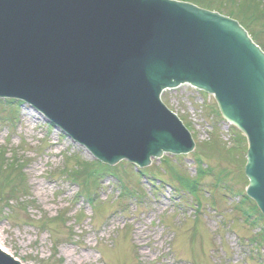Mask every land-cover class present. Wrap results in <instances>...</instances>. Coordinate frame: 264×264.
Listing matches in <instances>:
<instances>
[{
	"label": "water",
	"instance_id": "obj_1",
	"mask_svg": "<svg viewBox=\"0 0 264 264\" xmlns=\"http://www.w3.org/2000/svg\"><path fill=\"white\" fill-rule=\"evenodd\" d=\"M182 84L245 134L246 194L264 214V52L237 20L181 0H0V97L103 163L191 151L160 98ZM0 264L21 263L0 249Z\"/></svg>",
	"mask_w": 264,
	"mask_h": 264
},
{
	"label": "rangeland",
	"instance_id": "obj_2",
	"mask_svg": "<svg viewBox=\"0 0 264 264\" xmlns=\"http://www.w3.org/2000/svg\"><path fill=\"white\" fill-rule=\"evenodd\" d=\"M263 22L261 18L253 27L255 32L260 29L261 35ZM163 95L165 103L187 120L198 143L195 152L180 158L182 167L173 163L175 157L166 155L171 163L166 165V171H182L190 177L195 172L194 158H198L202 166L212 167L218 176L244 193L245 185L240 182L243 154L237 153V157L221 149L231 146L236 138H229L228 125L221 123L220 146L202 142L211 129L206 119L213 98L187 85ZM4 112L0 111V119L6 116ZM62 133L25 103L18 107L13 123L0 121V151L6 150L3 161L17 166L14 179L26 184L18 199L0 203V243L21 263L264 264V249L260 252L262 259L249 258L256 252L249 239L264 238V231L259 232L258 226L243 220L248 218V212L242 214L235 209L238 194L224 191L217 196L221 188L209 193L202 190L201 200L176 191L169 183L153 191L146 178L143 185L137 182L136 173L123 160L113 166V171L123 180L124 188L132 192L131 198H122L120 181L106 175L100 180L94 210L88 199L78 195L83 178L79 177L76 185L59 173L94 159ZM160 160L153 159L148 167L159 168ZM81 173L84 175V171ZM212 179L207 176L202 183L208 187ZM95 188L93 185L87 189L90 193ZM208 198H216L217 205L211 206ZM42 214L50 218L47 225L41 223V228L30 223ZM57 215L66 218V225H59L61 218L55 219ZM242 240L248 246L241 244Z\"/></svg>",
	"mask_w": 264,
	"mask_h": 264
},
{
	"label": "trees",
	"instance_id": "obj_3",
	"mask_svg": "<svg viewBox=\"0 0 264 264\" xmlns=\"http://www.w3.org/2000/svg\"><path fill=\"white\" fill-rule=\"evenodd\" d=\"M193 3H196L202 7H206L209 9H214L224 12L230 16H233L239 22L244 26L250 36L255 40L256 43H258L262 49L264 50V31H262V35L260 29L258 32H255L253 30V27L256 26L257 22L259 19L262 18L264 21V0H187ZM262 27L264 28V22L261 24ZM5 103L9 106V112L7 116H11L10 118L6 119L7 121H14V118L16 116V112L13 110V108L17 109L18 104H20V101L16 100H5ZM1 106V104H0ZM211 107L210 111L213 113L216 117V119H220V115L216 108ZM232 132L234 133L233 135L236 137L233 141V146L224 149L221 148L224 152L228 151L230 152L231 155L240 157L237 155V153L244 154L245 151V140L242 134L233 129L231 127ZM218 125L214 124L213 126V131L210 133V139L208 141H205L206 145L209 146L211 145L212 147L220 146V143L218 142ZM200 148V147H198ZM4 153L5 151L2 150L0 151V202L4 203H9L10 200L13 199H18L19 198V192L23 191V187L25 190L26 184L22 182L15 181L14 179V173H17V166H14L11 163L4 162ZM196 162V169H197V175L195 177H188L187 174H184L185 172L178 173L175 170H171L170 175L177 180L178 184L182 189H188L191 191H196L199 183V179L204 175L206 171H209V168L201 169V162L200 160H195ZM78 163V162H77ZM17 165V164H16ZM21 168V167H20ZM61 171V170H59ZM81 171H84V175H82ZM14 172V173H13ZM61 175L64 173L66 175V178L70 179L73 182H76L79 177L83 178L82 185L80 187L82 192L88 191V187L96 185L98 186L99 181L103 176L106 174L112 173L114 174L119 181H120V186H121V195L123 197H130L132 196V192L128 188H124V183L121 177H119L116 173L113 171V167H109L106 165H103L97 161H81L78 164H76L75 167H68V168H63L62 171L60 172ZM4 184H6L5 187ZM18 201V200H17ZM61 218V222L65 221L66 218H63L59 215L55 219ZM38 221H40L38 223ZM31 220L30 223H36L38 224L39 227L40 224L42 223V226L47 225L48 222H50V218H42L40 220ZM59 227V226H58ZM42 228V227H41ZM52 233L53 230L49 228ZM55 244V241L52 242ZM264 243V242H263ZM41 264H44L43 261H40Z\"/></svg>",
	"mask_w": 264,
	"mask_h": 264
},
{
	"label": "bare ground",
	"instance_id": "obj_4",
	"mask_svg": "<svg viewBox=\"0 0 264 264\" xmlns=\"http://www.w3.org/2000/svg\"><path fill=\"white\" fill-rule=\"evenodd\" d=\"M180 86V85H179ZM161 101H162V99H161ZM31 108V111L32 112H34V113H37V114H39L40 116H41V118L42 119H45L46 120V117L42 114V113H39V112H36V109H34V108H32V107H30ZM221 115V114H220ZM48 120V119H47ZM224 123L226 124V125H228V122H227V120H224ZM58 129V128H57ZM60 130V129H59ZM63 135V134H62ZM68 139H70L69 137H68ZM71 140V139H70ZM72 141V140H71ZM72 142H74V141H72ZM75 143V142H74ZM75 144H77L78 146H80L78 143H75ZM82 147V146H81ZM86 152H88L84 147H82ZM4 151H6L5 150V148H2ZM189 153H191L190 151H188V152H185V153H170V154H172V155H175V159L173 160V163H176L179 167H182L183 165H182V163H181V160H180V158H184L185 157V155H187V154H189ZM167 158L169 157V156H166ZM91 162V161H90ZM194 162H196V161H194ZM195 164V163H194ZM201 169H203V167L201 166ZM196 173H197V170L195 169V172H194V174L196 175ZM3 232V231H2ZM0 249L1 250H3L4 252H7V253H10L11 254V251H10V249H8V248H6L5 246H3V244L2 243H0ZM12 255V254H11ZM41 260H39V263H41L40 262ZM21 262V261H20ZM23 264V263H22Z\"/></svg>",
	"mask_w": 264,
	"mask_h": 264
}]
</instances>
